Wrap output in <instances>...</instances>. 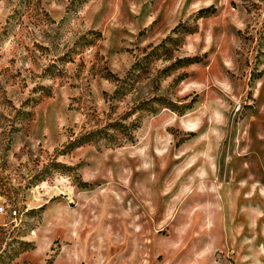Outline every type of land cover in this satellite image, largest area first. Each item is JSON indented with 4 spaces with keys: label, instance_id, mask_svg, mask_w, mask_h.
Wrapping results in <instances>:
<instances>
[{
    "label": "rangeland",
    "instance_id": "1",
    "mask_svg": "<svg viewBox=\"0 0 264 264\" xmlns=\"http://www.w3.org/2000/svg\"><path fill=\"white\" fill-rule=\"evenodd\" d=\"M0 264H264V0H0Z\"/></svg>",
    "mask_w": 264,
    "mask_h": 264
},
{
    "label": "trees",
    "instance_id": "2",
    "mask_svg": "<svg viewBox=\"0 0 264 264\" xmlns=\"http://www.w3.org/2000/svg\"><path fill=\"white\" fill-rule=\"evenodd\" d=\"M103 130H97V131H91L84 135H81L80 137H77L73 139L67 146V149L70 151L75 147H80L84 144H89L91 142H94L102 135Z\"/></svg>",
    "mask_w": 264,
    "mask_h": 264
}]
</instances>
